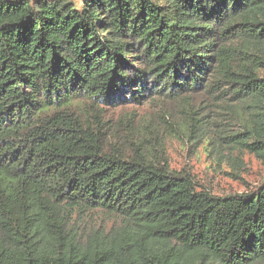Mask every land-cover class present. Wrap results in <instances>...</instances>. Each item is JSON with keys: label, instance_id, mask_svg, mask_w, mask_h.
Masks as SVG:
<instances>
[{"label": "trees", "instance_id": "obj_1", "mask_svg": "<svg viewBox=\"0 0 264 264\" xmlns=\"http://www.w3.org/2000/svg\"><path fill=\"white\" fill-rule=\"evenodd\" d=\"M170 142L264 159V0H0V264H264Z\"/></svg>", "mask_w": 264, "mask_h": 264}, {"label": "rangeland", "instance_id": "obj_2", "mask_svg": "<svg viewBox=\"0 0 264 264\" xmlns=\"http://www.w3.org/2000/svg\"><path fill=\"white\" fill-rule=\"evenodd\" d=\"M80 2L81 0H75ZM129 109L144 111L141 108ZM221 123V122H219ZM228 123V117L223 120ZM236 120L232 130L242 129ZM215 128L222 129V125ZM215 145V144H214ZM215 147L201 145H181L169 143V157L172 168L189 172L197 182L199 189H206L215 195H228L256 190L264 183V159L252 152L230 150L224 142L218 156Z\"/></svg>", "mask_w": 264, "mask_h": 264}]
</instances>
